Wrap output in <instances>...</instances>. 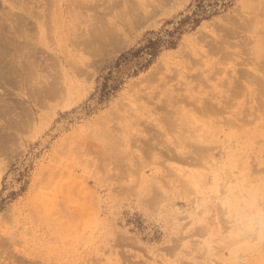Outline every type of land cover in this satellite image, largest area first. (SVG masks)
Listing matches in <instances>:
<instances>
[{
  "label": "rangeland",
  "instance_id": "1",
  "mask_svg": "<svg viewBox=\"0 0 264 264\" xmlns=\"http://www.w3.org/2000/svg\"><path fill=\"white\" fill-rule=\"evenodd\" d=\"M191 4L0 0V264H264V0L114 68Z\"/></svg>",
  "mask_w": 264,
  "mask_h": 264
},
{
  "label": "trees",
  "instance_id": "2",
  "mask_svg": "<svg viewBox=\"0 0 264 264\" xmlns=\"http://www.w3.org/2000/svg\"><path fill=\"white\" fill-rule=\"evenodd\" d=\"M234 0H194V4L190 5V14H180L179 19L175 22L169 21L165 26H170L168 29H163L159 33L151 32L143 44L131 51L129 56L121 55L118 62L114 64V68L118 69L124 61L146 56L147 64H150L158 55L161 48H175L181 39V36L186 32L194 31L199 24L204 20L217 16L220 12L225 11L232 6ZM111 71H108L104 76H101V86L99 88L97 103L101 104L109 99V97L118 89L119 83H111ZM13 195V194H11ZM5 199L0 195V210L3 208Z\"/></svg>",
  "mask_w": 264,
  "mask_h": 264
},
{
  "label": "bare ground",
  "instance_id": "3",
  "mask_svg": "<svg viewBox=\"0 0 264 264\" xmlns=\"http://www.w3.org/2000/svg\"><path fill=\"white\" fill-rule=\"evenodd\" d=\"M140 23H141V22H140ZM6 67H8V66H6ZM9 68H10V67H9ZM0 69H2V68H0ZM2 70H3V69H2ZM10 71H12V70H10ZM7 72H8V71H7ZM15 72H16V71H15ZM15 72H14V73H15ZM16 73H17V72H16ZM2 74H4V73H2ZM12 74H13V73H12ZM5 75H6V74H5ZM163 120H164V119H163ZM171 126H172V125H171ZM168 127H169V126H168ZM173 131H174V130H173ZM173 131H172V133H173ZM199 150H200V149H199ZM199 150H198V151H199ZM195 151H196V150H195ZM196 154H197V153H196ZM196 156H198V158H199V155H196ZM203 156H204V155H203ZM195 160H196V159H195ZM191 163H192V161H191Z\"/></svg>",
  "mask_w": 264,
  "mask_h": 264
}]
</instances>
